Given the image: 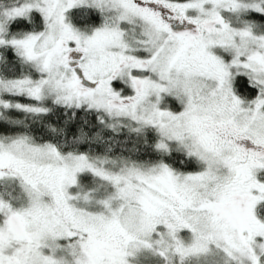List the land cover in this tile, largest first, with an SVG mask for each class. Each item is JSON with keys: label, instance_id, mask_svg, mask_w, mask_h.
<instances>
[{"label": "snow or ice", "instance_id": "6c2138e0", "mask_svg": "<svg viewBox=\"0 0 264 264\" xmlns=\"http://www.w3.org/2000/svg\"><path fill=\"white\" fill-rule=\"evenodd\" d=\"M0 264H264V0H0Z\"/></svg>", "mask_w": 264, "mask_h": 264}]
</instances>
